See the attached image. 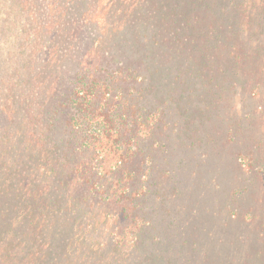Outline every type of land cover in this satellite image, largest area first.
<instances>
[{"label":"trees","instance_id":"obj_1","mask_svg":"<svg viewBox=\"0 0 264 264\" xmlns=\"http://www.w3.org/2000/svg\"><path fill=\"white\" fill-rule=\"evenodd\" d=\"M245 119L264 178V0H0V264H200L196 151Z\"/></svg>","mask_w":264,"mask_h":264},{"label":"rangeland","instance_id":"obj_2","mask_svg":"<svg viewBox=\"0 0 264 264\" xmlns=\"http://www.w3.org/2000/svg\"><path fill=\"white\" fill-rule=\"evenodd\" d=\"M242 127L241 141L228 143L223 135L214 134V145L196 151L202 163L192 170L197 200L192 207L187 205L193 215L187 213L191 217L179 224L185 234H196L200 264H214L212 259L224 264H252L254 259L253 264H264V178L257 175L256 162L250 172L236 158L247 145L254 153L260 150L263 124L245 119ZM177 200L173 205L185 207V200Z\"/></svg>","mask_w":264,"mask_h":264}]
</instances>
